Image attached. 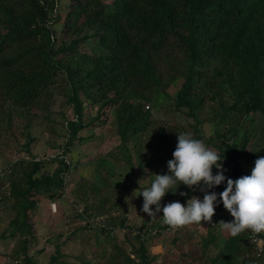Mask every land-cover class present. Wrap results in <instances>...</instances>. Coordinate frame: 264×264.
Masks as SVG:
<instances>
[{
    "label": "rangeland",
    "instance_id": "374dc122",
    "mask_svg": "<svg viewBox=\"0 0 264 264\" xmlns=\"http://www.w3.org/2000/svg\"><path fill=\"white\" fill-rule=\"evenodd\" d=\"M72 3V0H58L52 27L57 45L62 40L69 44L79 39L80 52L63 61L82 67L81 74L86 75L93 66L91 56L106 54L109 50L98 40L102 25L87 24L83 16L75 17L80 29L66 34L65 22ZM178 31L189 38L186 31ZM215 42L220 41L197 40V47L202 51L197 63L192 62L190 49L185 44L179 46L172 42L163 53L155 54L151 62L156 74L149 90H135L132 84H125L122 96V91L98 92L97 87L92 97L80 91L86 125L70 145L68 125L70 120L78 119L77 101L72 99L71 77L65 67L56 73L57 82L42 96H36L30 106H19L12 99L0 100L3 112L0 114V221L7 226L3 234L11 229L15 218L26 222L32 231L29 234L25 228L15 237H0V241L10 239L2 252L7 259L0 264H25L26 255L34 264H58L50 263L57 246L64 255L59 260L67 264H209L220 243H225L231 235L219 224L222 203L212 217L215 225L208 221L193 223L149 241L145 250L152 259L145 263L141 251V243L145 242L138 235L139 229L143 224L152 229L167 224L162 212L154 217L142 212V196L132 200L130 196L137 188L139 195L143 188L150 186L156 174L168 172L167 162L173 159L178 134H190L194 138L198 135L207 147L218 152V136L231 137L238 129L233 139L239 146L247 139L249 153L264 146V114L247 109L240 96L251 65L241 56L223 55ZM190 70H195V79L189 96L194 104H199L194 111L178 103L176 98ZM258 83L264 101V78ZM123 101L148 113L145 127L124 137L118 128ZM65 149L70 169L64 186L53 189L54 199L48 192L32 195L29 198L32 206L23 210V205L10 197L12 182L20 179L32 157L43 159ZM58 167L59 159L44 161L40 171L53 175ZM145 167L151 172L146 177ZM216 172L214 168L213 173ZM186 188L181 185L179 192L186 193ZM173 201L186 204L187 197L169 192L161 203ZM122 218L127 225L116 227L114 237L102 231L103 227L120 223ZM251 253L260 257L256 264H264V248L259 253L255 244Z\"/></svg>",
    "mask_w": 264,
    "mask_h": 264
},
{
    "label": "trees",
    "instance_id": "16d2710c",
    "mask_svg": "<svg viewBox=\"0 0 264 264\" xmlns=\"http://www.w3.org/2000/svg\"><path fill=\"white\" fill-rule=\"evenodd\" d=\"M72 1L74 3L65 22L66 34L80 29V22L75 17L83 16L87 24L102 25L98 40L109 50L106 54L91 56L93 66L87 70L86 75L81 74L82 67H73L63 61V58L74 57L80 52L77 46L79 39H74L69 44H65L63 40L58 45L55 42L52 22L56 20L54 13L58 0H0V100L12 99L19 106H30L36 96H42L57 82L56 73L65 67L64 70L71 77L72 99L77 101L75 107L78 117L77 120L69 121L68 145L80 137L79 131L86 125L83 119V102L79 99L80 91L92 97L94 87L98 88V92L108 90L118 94L122 91L120 96L123 95L125 84H132L135 90L151 89L156 74L151 60L156 58L155 54L168 49L172 42L179 46L185 44L190 49V57L194 63H197L202 52L197 47V40L206 43L218 40L220 42L215 44L223 55L241 56L251 67L246 73L248 78L240 96L247 109L259 110L264 114V101L258 83L259 79L264 78V0ZM178 29L186 31L189 38L180 34ZM185 76L183 87L176 98L178 103L194 111L199 104H194L189 94L194 89L195 70H190ZM120 105L122 112L118 118V128L122 137L129 132L136 134L145 127L147 111L125 101ZM0 114L3 112L0 111ZM234 134L231 137L221 134L218 136V153L221 162L224 160L225 175L233 180L250 175L253 168L248 170L244 165L255 166V160L264 156V146L257 152L249 153L248 140L244 139L239 146L233 139ZM196 138L200 137L197 135ZM65 151L66 149L63 155L66 156ZM57 159L59 167L53 175L40 171L44 161L52 162ZM28 163L20 179L12 182L10 191V197L22 204L23 210L32 206L33 201L29 199L32 195H46L48 192L49 197L54 199L53 189L64 186V173L70 169V163L61 156ZM186 193L188 199L191 195L188 186ZM218 216L221 221L226 222L234 219L224 208L218 212ZM126 225V219L122 218L120 223L103 227L102 231L109 237H114L116 227ZM146 226L143 224L139 229L140 238L142 231L150 229ZM166 227L171 226L155 228ZM25 228L32 234L26 222L15 218L11 229L5 234L2 232L1 236L15 237ZM257 236L264 238V233ZM214 238L212 235L211 240ZM247 241L248 230L236 236L230 235L225 243L218 244V252L208 263L256 264L260 257L251 253L256 243ZM210 242L209 240V244ZM145 243H141V251L145 256L143 260L149 263L152 257L148 255V258L146 255ZM61 256L64 255L57 246L55 255L50 256V263L67 264L65 260H59ZM30 258L25 256V264H34Z\"/></svg>",
    "mask_w": 264,
    "mask_h": 264
},
{
    "label": "clouds",
    "instance_id": "9594fccd",
    "mask_svg": "<svg viewBox=\"0 0 264 264\" xmlns=\"http://www.w3.org/2000/svg\"><path fill=\"white\" fill-rule=\"evenodd\" d=\"M177 139L173 159L167 162L168 172L156 174L150 186L143 188L139 195L136 194L137 188L130 196L131 200L143 197L142 212L149 217L162 212L164 223L177 228L202 221L210 222L216 207L222 203L234 219L219 224L232 236L246 230L254 234L264 233V156L255 160L250 175L233 180L225 175L224 160L221 162L220 154L207 147L202 140L190 134H178ZM214 168L217 169L215 174ZM144 172L145 177L151 173L146 167ZM225 182L222 192L212 191ZM181 185L188 186L193 192L198 188L204 193L203 199L191 195L186 204L173 201L162 205V198L169 192L188 195L179 192ZM153 205L154 209L151 207Z\"/></svg>",
    "mask_w": 264,
    "mask_h": 264
},
{
    "label": "built area",
    "instance_id": "2783aa9c",
    "mask_svg": "<svg viewBox=\"0 0 264 264\" xmlns=\"http://www.w3.org/2000/svg\"><path fill=\"white\" fill-rule=\"evenodd\" d=\"M63 151H64V150L59 151V152H57V153H55V154H52L51 156H48L47 158H44V157H43V159H45V160H51V159L56 158L57 156H61V157H65V160H66L67 163H70V161L67 160V157H66L65 155H63ZM27 158H29V157H27ZM31 159H32V160H36V161L43 160V159H41L40 157H32ZM67 174H68V172L64 174L65 182H66ZM194 187H195V186H194ZM224 188H225V184H222V185L217 186L216 188L212 189V191H215V192L219 193V192H222V191L224 190ZM189 189H190L191 195H196V196H198L201 200L203 199V195H204V193L201 192V191H199L198 188L196 189L195 192H193V190H192L191 188H189ZM191 195H190V196H191ZM208 222H209V221H208ZM209 223H210L211 225H215V224H216L213 218H212V220H211ZM176 229H177V228H173V227H166V228H162V229H159V228L152 229V228H150V229H148L147 232H145V230L142 231V233H141V236H142L141 239L145 240L146 243H148L149 241L154 240L155 237H156L157 235H159V233H160V235H161V234H165V232H168V233H169L170 231H171V232L176 231ZM248 233H249L250 241L256 243V245H257V249H258L259 253H261V252L263 251V248H264V243H263V241H262V238H261V237H258L257 234L252 233L250 230H248ZM1 235H2V229L0 228V237H1Z\"/></svg>",
    "mask_w": 264,
    "mask_h": 264
},
{
    "label": "crops",
    "instance_id": "0c3cea01",
    "mask_svg": "<svg viewBox=\"0 0 264 264\" xmlns=\"http://www.w3.org/2000/svg\"><path fill=\"white\" fill-rule=\"evenodd\" d=\"M0 226H2V228H3L2 229L0 227L2 229V232H3V230H5L4 228L7 227L6 224H4V222H1V221H0ZM9 240L10 239L0 241V263L3 262V259H5V258L7 259V256H5L4 254H2V252L4 251L3 248H7V246L9 245V242H10Z\"/></svg>",
    "mask_w": 264,
    "mask_h": 264
}]
</instances>
